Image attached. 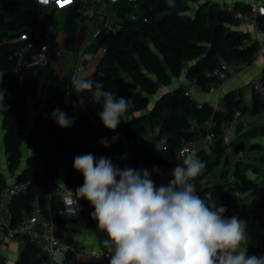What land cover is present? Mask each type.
<instances>
[{
  "label": "trees",
  "instance_id": "obj_1",
  "mask_svg": "<svg viewBox=\"0 0 264 264\" xmlns=\"http://www.w3.org/2000/svg\"><path fill=\"white\" fill-rule=\"evenodd\" d=\"M173 1L141 0L135 11L131 3L123 7L114 6L118 28L111 31L102 29L94 41L95 49L103 47L105 53L96 70L85 78L103 82L104 91H112L117 98L124 97L132 102L126 120H121L118 127L111 131L104 127L98 116L102 104L93 102L90 93L72 92L71 74L59 76L55 73L52 63L56 60L58 48L52 41L54 33L44 35V38L41 34V38L37 39V44H47L45 65L19 67L13 72L17 61L11 56L24 45L15 39L20 35H27L28 40L33 39L41 9L32 0H0V74H3L0 91L5 92V110H0L2 148L8 172L17 181L27 184V192L16 197L11 204L14 217L28 207L30 199L37 195L44 214L59 222L56 211L60 206L52 195L51 180L62 171L66 185L75 194L84 182L83 175L73 168L77 155L92 153L97 158L107 157L113 163L110 150L119 147L123 140L131 150V166L137 167L141 163L142 169L152 172L154 167H163L167 162L150 142H136L134 137L137 133L147 127L157 129L160 135L166 137L171 151L179 147L181 140L197 138L196 131L188 130L187 119L195 118L200 125H205L212 116L211 108L204 103L202 109H197L182 86L158 91L181 76L206 90L212 82L209 73L219 58L250 61L255 46H242V41L248 35L236 29L238 21L225 10V5L208 0H182V7L174 9ZM236 6L247 10L243 3L236 2ZM77 9L76 5L65 14L66 47L71 46L75 39V23L79 17ZM72 22L73 28L70 27ZM261 79L264 82V67ZM36 93L39 111L29 127L26 138L28 153L22 160V132L26 127L27 113L20 104V98ZM66 93L71 96L70 108L64 103ZM156 94L154 102L150 104V96ZM82 98L89 99V110L82 108ZM222 105L227 110L226 121H231L236 111L241 116L247 110L240 105V99H236L233 91L223 96ZM56 108L75 118V123L69 128H61L52 119ZM248 111L250 115L262 113L264 103L254 95ZM212 118L216 122L213 129L215 138L208 151L197 154V158L206 162V166L195 178L196 192L202 198L206 192L211 193L222 200L227 218L237 216L246 222L250 250L258 245L264 247V197L258 203H253L248 211L244 206L237 205L233 195L244 194L256 187L252 179L240 172L239 161L234 165L232 182L200 185L201 180L219 165L225 151L219 129L221 117L215 113ZM117 134L118 139L109 147L100 143L103 138L111 140ZM260 135H264V125L244 132L241 128L233 147L248 139L251 141L249 151L261 150L262 147L254 141ZM62 157L65 158V165L60 169L58 160L62 162ZM262 174L264 178V171ZM227 175L223 166L221 178ZM151 178L153 180L154 175ZM4 186V179L0 177V190ZM78 201L82 205V216L90 224L97 223L91 218L94 208L90 203L83 198ZM233 211L236 215H232ZM31 257L35 258L34 261H31ZM43 258L36 247L24 240V248L15 264H39Z\"/></svg>",
  "mask_w": 264,
  "mask_h": 264
},
{
  "label": "clouds",
  "instance_id": "obj_2",
  "mask_svg": "<svg viewBox=\"0 0 264 264\" xmlns=\"http://www.w3.org/2000/svg\"><path fill=\"white\" fill-rule=\"evenodd\" d=\"M71 85L72 92L90 93L93 102L102 104L98 116L108 130L126 120L131 100L104 91L103 82L73 76ZM4 95L0 91V110H5ZM52 119L61 128L75 123L59 108ZM117 139L118 134L100 143L109 147ZM205 166L188 153L173 169L167 186H157L151 178L159 174L155 167L152 172L121 169L104 156L77 155L73 168L84 182L74 194L73 205L83 198L94 208L91 218L108 237L102 245L109 264H264V255L247 254L246 222L237 216L225 218V207L197 194L194 181ZM71 211L75 214L74 207Z\"/></svg>",
  "mask_w": 264,
  "mask_h": 264
},
{
  "label": "built area",
  "instance_id": "obj_3",
  "mask_svg": "<svg viewBox=\"0 0 264 264\" xmlns=\"http://www.w3.org/2000/svg\"><path fill=\"white\" fill-rule=\"evenodd\" d=\"M40 9L41 14L38 20V25L34 29V37L28 40L27 35H20L15 40L23 42L24 45L15 50L11 57L16 59V68H29L34 66H43L47 63L48 48L47 44L42 42L37 44V39L41 38V34L49 35L55 33V26L53 21V11L64 8L66 11L71 10L74 6H78V13L80 10H88L89 23L95 25V30L91 35V40L85 47L78 49L73 54V59L76 61V66L72 71V76L86 77L88 75L85 65L84 50L87 46L94 42L102 29L107 31L116 30L118 24L113 26L108 25L107 6L114 7L122 0H32ZM225 10L233 14L237 19L239 26H248L251 29V36L242 41V46L253 44L255 46L254 53L250 61H228L219 58L215 67L210 71L209 76L212 82L208 85L206 91L208 93H215L222 90L226 81L234 78L239 73L246 70L249 64L255 61L262 53L264 46V3L261 0H242L247 6V10L243 11L236 6V0H224ZM139 0H129L133 6V11L138 7ZM87 16V15H85ZM133 18V16H131ZM53 42L57 44L58 38L54 36ZM97 51L102 56L105 53L103 47L97 48ZM56 56H60V51L57 50ZM186 71V70H184ZM250 92L257 97L259 101L264 103V82L261 77H253L247 84ZM185 93L190 100L193 101L191 92L199 88V86L189 79H186L183 84ZM236 99H239V90L233 91ZM64 103L67 107H71L72 101L69 93L64 96ZM197 109H202L201 102H194ZM212 110V116L208 119L205 125H200L195 118L187 119V128L189 131H196L197 138L181 140L179 147L171 151L167 145L166 137L160 135L157 129L147 127L144 131L135 135L134 139L138 143L150 142L155 145V150L163 157L167 164L163 167H156L159 169V174H153V181L157 183L165 178L171 180L172 171L177 164H182V158L188 153H194L196 156L200 151H208L209 146L214 142L213 129L216 122L213 120L215 113L221 117L219 129L221 135L222 146L224 149L230 147L233 151L235 144V134L232 130L234 119L240 116L239 112L234 113L231 121H226L225 116L227 110L222 105V99L207 103ZM205 128L207 134L201 137L199 134L200 128ZM225 153V151H224ZM113 164L119 168H135L142 169V164L139 163L137 167H132L130 163L131 150L125 141H121L119 147H116L113 152ZM224 157V154H223ZM58 166L61 169L63 164L58 160ZM0 177L4 179L5 186L0 190V230L4 231V237L0 243V250L4 244L10 243L17 238L29 241L36 247L44 258L39 264H109L110 256L107 251H98L94 249H85L77 247L73 240V228L65 221L66 215H73L75 217L82 216V205L77 200L73 205L74 196L73 189L69 188L63 176V172L56 175L51 180L52 195L57 199L60 208L56 211V216L60 221H55L52 217L44 214L39 197L34 195L28 204V207L23 208L17 217H14L11 211V204L16 197L22 196L27 192V184L16 180L15 176L8 172L7 162L4 155V163H0ZM195 182V181H194ZM63 184V185H60ZM207 182L205 178L201 180L200 185L203 187ZM196 185V182H195ZM204 199L209 202L215 201L216 205L223 206L221 199L214 197L211 193L206 192ZM75 208V214L72 213L71 208ZM227 218L226 213L223 214ZM232 215H236L233 211ZM102 252V255H99ZM247 254L264 255V247L262 245L256 246L253 250L247 246Z\"/></svg>",
  "mask_w": 264,
  "mask_h": 264
},
{
  "label": "crops",
  "instance_id": "obj_4",
  "mask_svg": "<svg viewBox=\"0 0 264 264\" xmlns=\"http://www.w3.org/2000/svg\"><path fill=\"white\" fill-rule=\"evenodd\" d=\"M208 1H210V2L216 1L220 4V6H223L226 2L224 0H208ZM261 1L264 3V0H261ZM236 2L243 3L242 0H236ZM111 12L112 13L115 12L113 10V7H112ZM117 22L118 21H116L115 23H117ZM91 25L92 24L90 23V26ZM236 29L246 33L248 35L247 38H249L251 36V29L248 26H245V25L239 26V24H238ZM91 32L93 33L94 31H91ZM92 33H91V35H92ZM90 40H91V38H90ZM90 40L86 41V42H82V41L79 42L77 40V36L75 35V39H74L73 44L69 47H66L64 44V41H65V34H64L63 46L67 49L66 50L65 49L59 50L60 56L59 57L56 56V60L52 63V67H53L55 73L58 74L59 76L65 75L62 72L63 68H61V70L57 71V70H55V66H57V65L65 66L68 63V64H72V66H71L70 71L67 75L72 74V71L74 70V68L76 66V61L73 59L74 52L77 51L78 49L85 47V45H87V43H89ZM263 41H264V38H263ZM92 43H91V45L87 46V48L84 50L85 65H86L88 75L92 74L96 70L97 65H98L100 58H101V55L99 54L97 49H95L94 51H87L88 48L90 46H92ZM263 67H264V46H263L261 55L255 61L251 62L246 70L239 73L234 78L226 81V83L224 84L221 91L215 92V93H208L206 90H202L199 87L198 89L193 90L191 92L192 97H193V101L207 104L209 102L215 101L216 99H222L223 96L228 91H235L237 89L240 91L239 92L240 105L245 106L247 109V110H245V113L249 114L248 110L252 107V101L254 99V95L248 89L247 84L251 78L261 77ZM185 80H186V78L184 76H181L177 79H173L170 86L162 87V88H166V89H163V91L170 90L174 86H182L183 87ZM38 111H39V108L36 107V100H34L32 108L30 110L31 113L27 114L26 127L23 129V132L25 131L24 141H23V132H22V145H21L22 160H24L25 156L28 153V149L26 148V138L28 136L29 127L31 126L33 118L38 113ZM251 116H252V118H259V119L264 120V118H263L264 112L259 113L257 115H251ZM0 119H1V115H0ZM240 125H242V132L247 131V130L252 129V128H255V127H258V126H255L254 124H251L250 126H248L246 123H242ZM259 126H261V125H259ZM1 136H2V131H1V127H0V163L3 164L4 163V152H3V148H2ZM254 141L262 147L261 150H264V135L258 136ZM133 169H135V168H133ZM249 178L252 179V177H249ZM252 180L257 185V182L254 179H252ZM169 181H170L169 178L162 179L157 183V186H160L161 184L167 186ZM260 186H262V187H260ZM260 186L257 185L255 187V189H253L252 191L246 192L244 194H237V195L245 197V196H247L248 193L254 192L255 190H259V201H260L264 195V190H263L264 185H260ZM252 198L253 197H251V202H252ZM236 203H237V201H236ZM237 205L243 206V205H247V203L242 201L241 204L237 203ZM65 221L68 225H70L73 228V231H74L73 232V240H74V243L76 244L77 247H81V248H85V249H94V250H98V251H106V249H103L102 241L108 239V237H107V234L105 232H102L98 229L97 223L90 224L89 221L86 218H84L83 216L75 217L73 215H66ZM3 237H4V231L0 230V243L3 240ZM23 248H24V240L22 238H17L16 240H14L10 243L4 244L2 246V249L0 250V258L2 260V264H15L18 256L20 255L21 251L23 250Z\"/></svg>",
  "mask_w": 264,
  "mask_h": 264
},
{
  "label": "rangeland",
  "instance_id": "obj_5",
  "mask_svg": "<svg viewBox=\"0 0 264 264\" xmlns=\"http://www.w3.org/2000/svg\"><path fill=\"white\" fill-rule=\"evenodd\" d=\"M141 1V0H139ZM129 4V0H122L120 3H118L119 7H123ZM112 7L107 6V12H108V25L113 26L116 21H118L116 13L111 12ZM114 10V9H113ZM88 10H80L78 20L76 21V32L75 35L77 36V40L79 42H86L89 41L91 38V31L95 30V25H91L89 23L88 18ZM65 14L66 10L64 8L58 9V11H53V21L55 26V33L54 35L57 36L58 42H57V48L58 50L67 49L63 46V37L65 34L64 29V22H65ZM87 15V16H85ZM73 22L71 23V28H73ZM92 29V30H91ZM59 43V44H58ZM96 47V43L93 42L92 46L88 48L87 51H94ZM63 55V54H62ZM72 64H66L65 66L57 65L55 66V70L59 71L61 68H63V74L67 75L70 71ZM163 89L161 88L158 93L162 92ZM156 95L150 96V104H152L156 98ZM34 100H37V93L34 95H27L26 97L20 98V104L24 108L27 114H30V110L32 108ZM264 118V117H263ZM242 123H246L248 126L251 124H254L255 126L264 125V120L259 118H252V116L248 113H245L241 115L240 117H237L234 119L232 130L235 133V129ZM236 134V133H235ZM238 134V133H237ZM237 134L234 138L237 137ZM25 137V131L23 132V141ZM243 143L245 146V150L243 152H240L238 154L231 151L230 147H226L224 157L220 161L219 165L214 168L206 177L205 182L208 184H214L217 182L220 183H227L233 181V171H234V165L237 163L236 161H239V170L242 173H245L248 177H252L257 182V185H264V178H263V171H264V150H255V151H249L248 146L250 144V141L248 139H243ZM155 147V145H153ZM226 160V162H225ZM223 166H225L227 170V176L226 178H221V170L223 169ZM256 185V186H257ZM262 187V186H260ZM227 190L231 191L229 187H227ZM264 190V187H263ZM235 196L236 201L238 204H241L242 201L246 202L247 205H243L248 211L251 209V206L253 203L259 202V190H255L254 192H250L247 194V196H238L237 193L233 194ZM251 197L252 202H251ZM264 197V195H263ZM245 198V199H244ZM34 257H31V261H34Z\"/></svg>",
  "mask_w": 264,
  "mask_h": 264
},
{
  "label": "water",
  "instance_id": "obj_6",
  "mask_svg": "<svg viewBox=\"0 0 264 264\" xmlns=\"http://www.w3.org/2000/svg\"><path fill=\"white\" fill-rule=\"evenodd\" d=\"M174 9H180L182 7V0H174L173 4H172ZM81 105L82 108L84 110H89L90 109V102L88 98H82L81 99ZM242 128V125H239L236 129H235V133H239L240 129ZM199 134L201 137H205V135L207 134V131L205 128H200L199 129ZM245 150V146L243 142H240L239 144L235 145L233 147V151L234 153L238 154L240 152H243ZM113 151L110 150V153H112ZM62 164L65 165V158L62 157Z\"/></svg>",
  "mask_w": 264,
  "mask_h": 264
}]
</instances>
